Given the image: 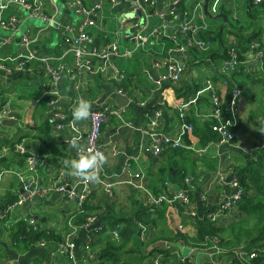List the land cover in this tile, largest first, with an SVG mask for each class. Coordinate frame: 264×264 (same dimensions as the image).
I'll return each instance as SVG.
<instances>
[{
	"label": "crops",
	"instance_id": "0c3cea01",
	"mask_svg": "<svg viewBox=\"0 0 264 264\" xmlns=\"http://www.w3.org/2000/svg\"><path fill=\"white\" fill-rule=\"evenodd\" d=\"M95 1L85 0V3L92 4ZM156 1L157 9L164 10L169 0ZM248 1L250 2V0H221L216 7V11L213 12L212 7L216 0H209V15L204 11L206 0H182L181 6L192 13L196 25L200 29L202 28L199 37L205 39L202 37V34L212 29L211 25L217 21L216 19H211V14H217L219 6L224 7L229 12V19L240 20L241 13L243 12L245 15ZM128 8V4H122L117 8L106 6L99 13L97 27L91 29L93 44L97 49H102L109 45L114 34L119 30L120 18L127 12ZM16 11V14L20 18V30L15 35L13 45L3 50L2 55L4 57L14 56L18 52L21 32L25 30L35 31L39 28L37 23L32 25L28 23L30 20L26 12L22 10ZM64 11L68 17L67 19L73 20L72 12L67 9ZM262 23L264 24V21ZM159 24L160 20L158 18H152L148 32L159 27ZM170 28L173 34L178 35V30L174 24ZM128 30L135 32L137 28L131 27ZM228 37L229 44L236 42L232 35ZM120 47L121 50L126 48L133 49L134 43L122 40ZM170 47V44L163 36L151 38L146 47L138 49L137 51L134 50L133 54L127 59L111 58L107 61L95 60L93 62L95 73L84 71L81 74H77L73 67L74 57L71 53L67 52V46L62 41L56 28L50 29L41 41L33 45V50L37 54L50 56L54 63L64 65L62 79L56 86L59 94L58 107L59 110L66 114L69 121L74 122L83 137L88 131L87 120L77 121L72 117V108L79 99H86L90 102L91 108H97L101 104L120 105L118 99L122 97L118 94L119 89H122L129 96L130 101L129 105H127V119L133 122L134 128L128 129L113 116L109 117L105 122L100 136V144L104 146L106 155L103 168L110 174H118L124 163L130 161L134 175L133 181L136 183L141 182L148 189L146 169L152 163V167H155L156 179L158 173L155 165H163L164 159L159 157L160 161L153 165L149 156L143 152V145L147 141V137L139 129L147 126L148 117L155 110L161 109L163 111L161 130L171 135H177L180 129L178 106L181 102H187L192 99L184 100L183 93H185L186 88L200 85V89H202L207 80L212 81L211 76L214 72L222 75L221 68L224 61L217 66L209 56V54L216 52V49H218V45L212 43L206 51L196 50L195 55L194 53H189V56L185 59V71L179 82H163L158 85L157 81L165 72V69H157L152 64L153 62L165 63L168 59L167 51ZM177 57L180 58L179 55ZM113 65L119 68L123 76L121 83H117L113 79ZM197 66H201V69ZM244 73L253 74L256 80L255 82L248 83L247 86L238 83L243 88V94L238 101V103L240 102L238 113L240 121L238 132L240 138L231 147L221 146L220 148L216 146L217 140L215 139L207 144L210 147L206 153H192V160L195 162V165L191 166V171L195 175L191 173L186 175H192L194 178V188L190 193L192 204L188 208V211L193 210L196 215L194 217H185L183 215L178 217L172 210H168L172 218L173 229L177 230L178 222H183L185 226L189 227V236L192 235L194 237L195 221L202 220L204 214V203L201 202L200 195L208 191L209 205L216 207L219 201V194L225 188L224 186L222 188L216 184L212 186L211 190L207 189L208 183L215 177L220 159L226 158V152L230 151L234 157V167L242 166L243 163L251 160L256 150L260 149V143L264 141V127L261 126L264 121V104L252 112L246 104L241 103L244 94H247L248 98L246 103L248 101L254 102L256 95L262 89L264 90V82L257 80L260 78L264 81V72L259 69L256 62H253L250 66L247 65L245 67ZM1 79L0 102L2 109L8 110L10 114L16 117V120L3 119L0 122V170L5 172L0 185V207L9 197L17 196L22 191V184L19 177L29 178L31 176V173L27 169L25 156L15 152V146L19 143L23 142L22 144L30 154L46 158V165L41 166L36 174L37 181L42 186H52L55 182L62 183L61 181L68 185L73 184L76 181V177L68 174L69 170L64 166L63 162L77 157L76 147L69 144V140L74 135L72 130L66 128L61 131H56L49 122L51 109L47 106L46 101L42 99L43 92L50 85L49 78L39 74L28 76L22 74H3ZM78 82L82 84L79 91L75 90V85ZM257 83L261 89H259L260 87L256 89L252 87V84ZM214 85L223 96L224 91L222 90L226 88L223 86V81ZM10 86L19 92L15 96V99L13 97L15 92L13 90L11 92L7 91V87ZM7 94L9 97H7ZM205 95L208 96V93H203L199 98L201 99L199 102L197 101L195 104L186 108V117L194 122L196 128L202 127V124L209 120L211 107L202 98ZM8 101L10 103L12 102L13 106ZM249 110L250 121L246 119V112ZM243 133L244 136H242ZM193 136L195 137L193 143L197 147H203L204 145L201 144L200 137L195 133ZM189 140L191 141V139ZM256 142H258L257 145ZM171 161L168 162V165L174 162ZM165 163H167V160H165ZM225 164L226 161L222 159V165ZM226 175L228 179L231 178L229 172ZM32 176H35V174ZM113 180L117 181L118 179L113 178ZM168 187L172 189L176 188L173 185H168ZM93 193L92 203L97 208L95 212L101 215L95 227L105 224L107 214L119 215L121 218H127L133 221V204L135 201L142 204L145 195L141 189L125 184H116L112 198L106 196L101 185H97ZM88 211L92 212V210ZM76 212L77 209L73 202L69 201L62 194L53 193L38 201L35 205L27 204L9 214L4 220V228L10 224H16L21 220L27 221L30 225V221L35 220L37 226L35 229H51L61 238L67 232V222L69 219L73 218L77 224L81 223V219L78 218L79 215ZM237 214L240 219L242 216H245L240 212ZM231 220L230 217H225L217 223V226L229 223ZM172 227H169V229H172ZM99 233L92 234L93 238L95 235L94 243L97 246H94V248L96 251L99 249L98 244L101 243L103 238ZM146 233L148 234L147 238L150 239L158 233V229L153 234L152 229L149 228ZM7 234L4 231L0 236V247L3 248L2 252L7 257L1 264H10L11 261L13 264H68L64 256L52 255L53 244H48L47 247H41L37 243L32 250L25 253H17L12 249L11 246L13 245ZM107 234L111 236L110 233L107 232ZM86 238V231L80 230L75 238L77 254L83 252ZM175 244H170L171 246H168V248L170 247V250L177 253L182 259H187V264H206L207 261L210 264L206 254L201 250L197 252L196 247L192 248L179 243V248ZM165 246H167V243ZM187 249H190V253L186 256L183 252ZM200 253H203L202 260L199 257Z\"/></svg>",
	"mask_w": 264,
	"mask_h": 264
},
{
	"label": "built area",
	"instance_id": "2783aa9c",
	"mask_svg": "<svg viewBox=\"0 0 264 264\" xmlns=\"http://www.w3.org/2000/svg\"><path fill=\"white\" fill-rule=\"evenodd\" d=\"M64 7H60L58 0H0V84L3 74L13 75L22 74L24 76L39 74L49 78L50 85L43 92L42 99L46 101L47 106L51 109L49 122L56 131L69 128L73 132V136L69 140V144L76 147V154L86 149L93 153L99 152L106 158L104 146L100 144V136L102 127L109 117H116L119 122L133 129L134 124L127 119L128 107L126 105H110L101 104L97 108H91L88 118V131L83 137L76 128L73 121H69L65 113L59 110L58 99L59 94L56 86L62 79L63 64L54 63L50 56L37 54L33 50V45L41 41L43 36L52 28H56L62 41L67 46V52L74 57V71L77 74L81 72L95 73L93 62L95 60L107 61L111 58L127 59L134 50L142 49L150 42L151 38L163 36L168 40L170 48L168 49V59L165 63L153 62L152 66L157 69L164 68L165 72L160 76L157 84L163 82L177 83L181 80L185 71V59L189 56L191 50L206 51L210 48L211 43L205 39H201L199 34L202 30L194 21V17L189 10H183L180 7L182 0H169L164 10L157 9L156 0H96L92 4H86L85 0H62ZM221 0H216L212 10L216 11V7ZM255 5H259L264 0H252ZM122 4H128L129 8L119 20V30L114 34L112 41L108 46L97 49L93 44L91 29L97 27V18L104 7L110 6L117 8ZM73 11L78 17L77 21L67 19L64 10ZM16 10H22L27 13L30 19L40 20L45 26L37 28L35 31L25 30L20 34V44L18 52L14 56H3V50L13 45L16 33L20 30V18L16 14ZM152 18L160 20L159 27L154 28L151 32L148 29L151 26ZM174 24L178 30V35L171 32L170 26ZM131 27L137 28V31L130 32ZM126 40L133 42L134 48H126L121 50L120 42ZM228 57L224 60L221 73L224 77H230L241 65L250 66L253 62L259 66L261 71L264 70V48L258 41H252L249 44V51L245 55L242 62L239 58L237 43H230L228 46ZM180 56L177 57V56ZM183 58V59H181ZM113 79L117 83H121L123 76L116 65L112 66ZM228 80L223 81V86L228 87ZM82 84L78 82L75 90L79 91ZM219 89L207 80L202 89L187 102H181L178 106L180 129L177 135H171L161 130L163 119V111L157 109L148 117L146 127L139 131L147 137V141L143 145V152L152 157H160L167 150H183L194 154H204L208 151L209 145L197 147L193 141L195 140L194 126L187 121L186 108L195 104L203 93H208L211 110L209 120L212 121L211 130L217 136L216 146H232L235 141L240 138L238 132L240 121L238 115V101L243 94V88L236 83L232 84L230 100L226 108L224 107L223 96L219 93ZM119 96L130 101L129 96L122 89L118 90ZM226 109V111H225ZM225 111V112H224ZM225 114L227 116H225ZM3 119L16 120V117L6 109H2L0 102V122ZM191 139V141L189 140ZM23 142L15 146L17 154L25 156L27 169L31 173L29 178L20 176L22 191L17 195L14 203L0 207V221H4L9 214L20 207L27 204L35 205L38 201L48 197L53 193H59L65 196L69 201L75 204L77 215H84V206L89 200L91 194L95 191L97 185H101L107 197L114 196V188L116 184H125L141 189L144 192L142 205L149 208H155L162 204H168L176 216H191L196 213L193 210L188 211L191 206L190 193L194 188V178L192 175L184 178L183 186L179 188H169L162 193H153L141 182L133 181L132 163L126 161L118 174H110L103 168V163L99 164L96 169L97 179L95 181H85L76 177V181L68 185L65 182H55L52 186H42L38 183L36 174L41 166H45L47 160L45 157L30 154L25 149ZM82 143L81 145H79ZM264 150V141L260 149ZM252 151V150H250ZM226 161L222 165L220 159L215 177L208 183L207 189L211 190L212 186L220 185L225 188L219 194V201L216 207L209 205L208 191L200 196L201 202L204 203V214L202 220H209L219 223L225 217L233 219L238 214V203L244 198L245 188L242 185L239 176L234 171V157L231 152H226ZM252 160L256 161L257 156L253 155ZM231 175L228 179L226 173ZM4 171L0 170V185L3 181ZM35 174V176H32ZM113 178L118 179L117 181ZM223 188V187H222ZM178 205V206H177ZM182 207V211H180ZM186 208V209H185ZM101 218L99 213H91L85 215V219L77 224L75 219L71 218L67 222V232L60 240L52 243V255L64 256L68 264H96L98 261L97 251L92 246L94 242L93 233H99L104 230V225L95 227ZM30 225L36 228L35 220L30 221ZM139 238L141 242L149 240L146 233L149 228L153 234L157 232L156 227L146 226L142 223L138 224ZM80 230H85L87 238L84 249L81 254H77L75 238ZM120 226L108 231L113 239L119 240ZM177 230L184 236H188L189 230L183 222H178ZM180 244L184 242L179 241ZM221 240L219 236L207 237L203 243L202 250L210 260V264H232L235 259L242 261H250L260 256H264V246L253 250H246L243 246L235 250L232 254L227 255L226 250L220 246ZM39 246L47 247L49 243L45 241L38 242ZM163 254L159 253L152 259L150 264H162ZM184 262L185 260L182 259ZM10 264H13L11 261Z\"/></svg>",
	"mask_w": 264,
	"mask_h": 264
},
{
	"label": "trees",
	"instance_id": "16d2710c",
	"mask_svg": "<svg viewBox=\"0 0 264 264\" xmlns=\"http://www.w3.org/2000/svg\"><path fill=\"white\" fill-rule=\"evenodd\" d=\"M180 7L186 10L181 4ZM211 16V19H216L217 21L211 25L212 29L202 34V37L211 44L218 45L216 52L209 54L215 65L219 66L228 57L229 40L227 43V36L229 35H232L237 42L239 58L242 62L246 59L245 55L249 51L250 42L258 41L261 43L262 47L264 46V24L262 23L264 21V2L255 5L252 0H250V2L248 1L245 15H243L244 17L240 20L229 19V12L224 7L220 6L218 7V13L215 15L211 14ZM190 52L195 55L196 49ZM244 70L245 67L241 65L228 78L215 72L211 76V80L214 84L226 79L229 81L228 87L222 90L224 91L223 108H226L229 103L233 82L236 84H243L244 86H247L248 83L255 82L256 78L253 74H245ZM257 80L264 82L260 78ZM198 90H200V85L186 88L185 93H183L184 100L186 101L189 98H193ZM202 98L210 104L208 96L205 95ZM200 100L201 99H198V102ZM225 116L227 115L225 114ZM187 121L193 123L194 133L200 137L202 145L205 146L209 142L215 139L217 140L216 134L211 130V120L204 122L202 127L199 128H196L194 122L189 118H187ZM261 126L264 127V121ZM257 144L258 142H256V145ZM255 155L257 156L256 161H253L251 158L248 162L243 163L242 166L234 168L245 188L244 198L238 203V212L245 215L244 219L241 220L238 219V216H235L229 223L221 226H217V223L209 220H196L194 224V243H190L188 236H184L178 230L173 229L172 218L168 213V210H171V208L168 204L149 208L135 201L132 212L133 221L127 218H121L119 215H106L104 230L99 233L103 238L101 243L98 244L97 264H150L152 259L159 253H162L164 256L161 262L162 264H187L182 260L181 256L171 251L168 246L175 243L179 245L178 242L182 240L184 245H191L192 248L203 247L200 245L205 242L206 238L213 236L220 237V246L226 250L227 255L232 254L241 246L246 248V250H253L264 246V150H262V148L257 149ZM177 156L181 159H187L190 167L195 165V162L192 160V153L183 150H167L160 157L165 159ZM151 164L146 169V179L149 189L155 194L167 191L168 184L176 188L183 186L185 176L188 173L194 174L193 171L188 172L185 166H180L177 161H174L168 166H159V164H156L158 177L155 179V167L153 168ZM189 169L192 170V168ZM93 194L94 193L91 194L84 206L85 214L78 216L81 221L85 219V215L96 213L95 211L97 208H95L92 203ZM16 199L17 196H11L4 202V205L14 203ZM88 210H92V212ZM182 210V207H180V211ZM138 223L156 227L158 233L147 242H141L138 235L140 231ZM4 225V221H0V236L4 231L6 234L8 233L7 236L13 245L11 247L17 253H25L32 250L35 245L42 240L49 244L60 240V236L53 230L35 229L25 220L18 221L13 225L10 224L5 228ZM117 225L120 226V239L114 240L107 232ZM169 227H172V229H169ZM162 242H166L167 246L158 247ZM92 246L96 247L97 244L93 242ZM150 246L157 247L154 251L149 253L148 248ZM2 251L3 248L0 247V264L7 258ZM232 264H264V256L250 261L235 259Z\"/></svg>",
	"mask_w": 264,
	"mask_h": 264
},
{
	"label": "clouds",
	"instance_id": "9594fccd",
	"mask_svg": "<svg viewBox=\"0 0 264 264\" xmlns=\"http://www.w3.org/2000/svg\"><path fill=\"white\" fill-rule=\"evenodd\" d=\"M91 104L86 99H79L72 108V117L74 120L80 121L88 118L90 114ZM104 162V157L101 153H93L86 149L79 152L76 158L65 160L64 166L68 168V174L78 177L85 181H95L97 176L95 174L99 164Z\"/></svg>",
	"mask_w": 264,
	"mask_h": 264
},
{
	"label": "rangeland",
	"instance_id": "374dc122",
	"mask_svg": "<svg viewBox=\"0 0 264 264\" xmlns=\"http://www.w3.org/2000/svg\"><path fill=\"white\" fill-rule=\"evenodd\" d=\"M58 3H59V6L60 7H64V2L62 1V0H58ZM72 18H73V20H75V21H77V19H78V17L74 14V12L72 11ZM244 14H243V12L241 13V18H243L244 16H243ZM29 24L30 25H32V24H35V23H37V25L39 26V28H43L45 25L40 21V20H37V19H30L29 18ZM228 39H229V37L227 36V43H228ZM263 48H264V46H263ZM199 69H201V66H197ZM18 83V82H17ZM252 87L254 88V89H256L257 87H260V85L257 83V84H252ZM259 89H261V87L259 88ZM13 90V92H15V95H13V97H14V99H15V96H17L18 95V93L19 92H17V90H15V88L14 87H7V91L9 92H11ZM263 89H262V91L259 93V94H257V91H256V98H255V101L254 102H250V101H248L247 103H246V101H247V94H244V96H243V98H242V101H241V103L243 102V104H246L247 105V107H249V109H251V111L252 112H254V110L255 109H258L259 108V106L260 105H263L264 104V99H263ZM12 92V93H13ZM7 97H9L8 96V94H7ZM9 102V101H8ZM10 103V102H9ZM15 103V102H14ZM239 104H240V102L238 103V113H239V109H240V106H239ZM10 105L11 106H13V104H12V102L10 103ZM261 110H262V108H261ZM256 114V113H255ZM255 114H253V115H255ZM246 119L247 120H249L250 121V110L249 111H247L246 112ZM242 136H244V133L242 134ZM165 160H167V163H165ZM170 160H172L171 162H173V161H177L178 163H179V165H181V166H185L186 167V169L188 170V172H192L189 168H191L190 167V165H189V163H188V161H187V159H181L180 157H172V158H165L164 160H163V165H167L168 166V162L170 161ZM245 218V216H242V218H241V220L242 219H244ZM238 219H240L239 217H238ZM251 224H252V221H251ZM186 228L189 230V227H187L186 226ZM188 237H189V242L190 243H194V241H193V236L192 235H188ZM94 239H95V235H94ZM179 243V242H178ZM177 247H179V245L178 244H175ZM200 246H203V244H201ZM190 247H191V245H190ZM180 248V247H179ZM195 249H197V252H199L200 250L205 254L206 252L205 251H203L202 250V247H196ZM184 255H188L189 253H190V249H187V250H184ZM203 253H200L199 254V257H200V259L202 260L203 259ZM186 260L187 259H185V262H186ZM210 261V260H209ZM206 262V261H205ZM204 262V263H205ZM206 264H208V261L206 262Z\"/></svg>",
	"mask_w": 264,
	"mask_h": 264
},
{
	"label": "water",
	"instance_id": "95a60500",
	"mask_svg": "<svg viewBox=\"0 0 264 264\" xmlns=\"http://www.w3.org/2000/svg\"><path fill=\"white\" fill-rule=\"evenodd\" d=\"M208 7H209V0H206L205 5H204V11H205V13L207 15H209ZM64 13H66V12L64 11ZM118 100H119L118 102H119L120 105H126V106L129 105V100H127L125 98H119ZM261 144L262 143H260V146H261ZM149 158L152 160L153 165H155L157 162L160 161V158L159 157L149 156ZM165 245H166V243L165 242H162L161 244L158 245V247H165ZM156 247L157 246H150L148 248V252L151 253L152 251L155 250Z\"/></svg>",
	"mask_w": 264,
	"mask_h": 264
}]
</instances>
